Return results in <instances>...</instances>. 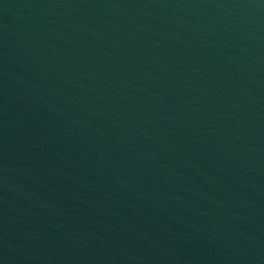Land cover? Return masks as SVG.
Segmentation results:
<instances>
[{
	"label": "water",
	"instance_id": "obj_1",
	"mask_svg": "<svg viewBox=\"0 0 264 264\" xmlns=\"http://www.w3.org/2000/svg\"><path fill=\"white\" fill-rule=\"evenodd\" d=\"M0 264H264V0H0Z\"/></svg>",
	"mask_w": 264,
	"mask_h": 264
}]
</instances>
